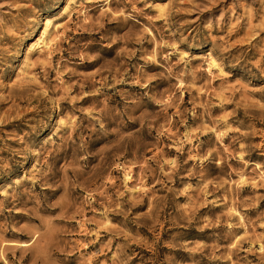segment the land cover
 <instances>
[{
  "label": "rangeland",
  "instance_id": "1",
  "mask_svg": "<svg viewBox=\"0 0 264 264\" xmlns=\"http://www.w3.org/2000/svg\"><path fill=\"white\" fill-rule=\"evenodd\" d=\"M0 264H264V0H0Z\"/></svg>",
  "mask_w": 264,
  "mask_h": 264
}]
</instances>
